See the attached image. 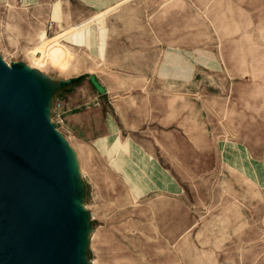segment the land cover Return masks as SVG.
Segmentation results:
<instances>
[{"label": "rangeland", "instance_id": "obj_1", "mask_svg": "<svg viewBox=\"0 0 264 264\" xmlns=\"http://www.w3.org/2000/svg\"><path fill=\"white\" fill-rule=\"evenodd\" d=\"M82 23L100 57L65 40L77 24L0 57L40 77L72 148L83 264H264V0H125Z\"/></svg>", "mask_w": 264, "mask_h": 264}, {"label": "water", "instance_id": "obj_2", "mask_svg": "<svg viewBox=\"0 0 264 264\" xmlns=\"http://www.w3.org/2000/svg\"><path fill=\"white\" fill-rule=\"evenodd\" d=\"M11 66L0 60V264H83L78 177L49 120V97L42 102L34 70Z\"/></svg>", "mask_w": 264, "mask_h": 264}, {"label": "crops", "instance_id": "obj_3", "mask_svg": "<svg viewBox=\"0 0 264 264\" xmlns=\"http://www.w3.org/2000/svg\"><path fill=\"white\" fill-rule=\"evenodd\" d=\"M125 0H0V50L6 42L30 43L36 39V28L45 27L49 33H62L72 25L80 27L65 40L74 48L100 57L103 32L87 28L83 19L94 13H105ZM108 50V48H107ZM100 53V54H99Z\"/></svg>", "mask_w": 264, "mask_h": 264}, {"label": "bare ground", "instance_id": "obj_4", "mask_svg": "<svg viewBox=\"0 0 264 264\" xmlns=\"http://www.w3.org/2000/svg\"><path fill=\"white\" fill-rule=\"evenodd\" d=\"M0 60L1 61H3L2 60V58L0 57ZM4 62V61H3ZM5 63V62H4ZM62 84H63V81L61 82V86H62ZM47 115V117L49 118V116H48V114H46ZM49 120H50V118H49ZM57 131V133H58V135L60 136V138H61V140H62V142H63V145H64V147H65V150H66V154H67V157H68V163H69V168H70V171H71V173L73 174V172L75 171V169H76V166H75V161H73V159H72V162H73V165H71L70 166V160H69V155H71V153H72V148L69 146V144H68V142L66 141V139H65V137L58 131V130H56ZM71 158H72V156H71ZM74 202H75V210L76 209H78L77 208V205H76V201H75V199H74ZM76 213H77V215H78V211H76Z\"/></svg>", "mask_w": 264, "mask_h": 264}, {"label": "built area", "instance_id": "obj_5", "mask_svg": "<svg viewBox=\"0 0 264 264\" xmlns=\"http://www.w3.org/2000/svg\"><path fill=\"white\" fill-rule=\"evenodd\" d=\"M61 105V103L60 102H58V106H60Z\"/></svg>", "mask_w": 264, "mask_h": 264}]
</instances>
